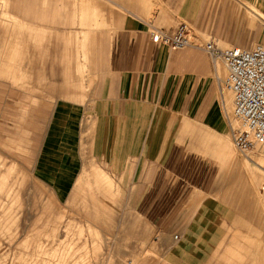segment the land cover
<instances>
[{"label":"crops","instance_id":"crops-1","mask_svg":"<svg viewBox=\"0 0 264 264\" xmlns=\"http://www.w3.org/2000/svg\"><path fill=\"white\" fill-rule=\"evenodd\" d=\"M132 5L123 8L93 97L51 100L12 88L0 98V149L31 175L30 194L44 190L75 206L89 199L107 214V228L155 247L156 264H236L235 248L252 230L247 224L243 233L226 188L227 68L203 48L176 50L152 34L187 23L200 45L251 49L264 42L250 17L264 16V0Z\"/></svg>","mask_w":264,"mask_h":264},{"label":"rangeland","instance_id":"rangeland-1","mask_svg":"<svg viewBox=\"0 0 264 264\" xmlns=\"http://www.w3.org/2000/svg\"><path fill=\"white\" fill-rule=\"evenodd\" d=\"M137 1L0 0V98L12 88L51 100L78 94L93 97L107 49L125 13L123 8L133 7ZM250 17L264 29V16L259 11ZM232 101L230 95L233 112ZM225 117L229 141L226 188L240 207L243 233L249 235L247 224L252 230L251 240L242 234L232 261L264 264V173L248 160L253 154L264 157V152L242 155L233 143L232 127L237 126L233 115L227 111ZM0 173L8 179L0 189V264L31 262L39 244L47 248L50 264H156L155 247L138 244L137 237L130 240L107 228V214L97 213L89 199L86 205L75 206L74 198L68 205L60 204L44 190L30 194L31 175L2 149ZM20 202L25 204L23 211L11 223L21 210ZM9 224L10 231L5 233Z\"/></svg>","mask_w":264,"mask_h":264},{"label":"built area","instance_id":"built-area-1","mask_svg":"<svg viewBox=\"0 0 264 264\" xmlns=\"http://www.w3.org/2000/svg\"><path fill=\"white\" fill-rule=\"evenodd\" d=\"M193 39L195 33L187 23H182L173 34H152L154 43H164L176 50L203 48L212 58L223 60L228 73L222 89L233 97L232 115L237 124L232 127L233 143L245 156L255 150L264 152V43L251 49H219L213 41L200 45Z\"/></svg>","mask_w":264,"mask_h":264},{"label":"bare ground","instance_id":"bare-ground-1","mask_svg":"<svg viewBox=\"0 0 264 264\" xmlns=\"http://www.w3.org/2000/svg\"><path fill=\"white\" fill-rule=\"evenodd\" d=\"M195 40H197V41H199V39H195ZM231 48V47H230ZM251 154H253V153H251ZM249 156V155H248ZM247 156V157H248ZM253 156H254V154H253ZM253 156H251V157H249L248 158V160L250 161V162H252V163H254V165H256L259 169H261L262 171H263V173H264V157H253ZM3 174V173H2ZM7 175V174H6ZM7 177H5L4 176V174L3 175H1V173H0V189H2L4 186H5V184H6V182H7ZM16 204V203H15ZM42 214H44L43 212H42ZM7 215V214H6ZM44 216V215H43ZM43 219V218H42ZM45 219V218H44ZM43 219V220H44ZM24 229V228H23ZM3 231V230H2ZM43 235V234H42ZM33 236V235H32ZM37 236H39V235H37ZM23 237V236H22ZM30 237H31V235H30ZM41 237V236H40ZM30 239V238H29ZM11 241V240H10ZM29 241V240H28ZM16 242V241H15ZM25 242H27V241H25ZM24 242V243H25ZM30 243V242H29ZM44 243V242H43ZM28 244V243H27ZM37 244H38V242H37ZM47 244V243H46ZM45 244V245H46ZM16 245V244H15ZM34 245V244H33ZM32 245V246H33ZM43 245V244H42ZM42 245H40L39 244V246H37L35 249H36V253L34 254V256H33V259L31 260V262H29V263H25V264H50L49 262H47V257L49 256V252H48V250H47V248L46 249H44V247L45 246H42ZM25 245H23V247H24ZM31 246V245H30ZM35 246H36V244H35ZM22 247V246H21ZM27 250L30 248L28 245H26V247H25ZM34 248V247H33ZM33 248H32V251H33ZM8 249V248H7ZM16 250V249H15ZM22 250V249H21ZM1 251V250H0ZM7 251V250H6ZM26 251V250H25ZM35 251V250H34ZM12 252V251H11ZM17 252V251H16ZM22 252V251H21ZM20 252V253H21ZM24 252V251H23ZM27 252V251H26ZM14 254H16V253H14ZM18 254V253H17ZM27 254V253H26ZM19 256H21V255H19ZM26 256V255H25ZM25 256H23V257H25ZM54 257H56L57 255L56 254H54L53 255ZM7 258V257H6ZM15 258V257H14ZM13 258V259H14ZM20 259H21V257H19ZM29 258V257H28ZM27 258V259H28ZM16 259V258H15ZM25 259V258H24ZM17 260H19V259H17ZM23 260V259H22ZM14 261V260H13ZM10 262V261H9ZM12 262V261H11ZM19 262V261H18ZM21 262V261H20ZM17 263V261L15 262V264ZM18 264V263H17ZM20 264V263H19ZM23 264V263H22ZM55 264H57V262L55 263Z\"/></svg>","mask_w":264,"mask_h":264}]
</instances>
